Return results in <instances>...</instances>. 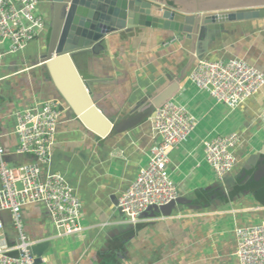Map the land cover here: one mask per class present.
I'll return each mask as SVG.
<instances>
[{
  "label": "crops",
  "instance_id": "1",
  "mask_svg": "<svg viewBox=\"0 0 264 264\" xmlns=\"http://www.w3.org/2000/svg\"><path fill=\"white\" fill-rule=\"evenodd\" d=\"M38 12H45L40 3ZM47 34L46 26L22 52L6 55L0 67V144L9 166L35 163L31 156L16 154L15 114L38 102L62 103L50 163L41 168V178L47 173L65 178L80 201L85 229L58 238L45 205L23 207L27 238L46 243L41 264H238L234 229L264 220V155H259L264 146V88L231 111L198 90L188 76L179 83L167 100L185 106L196 119L194 132L170 153L167 165L180 202L166 216H143L132 226L116 203L146 166L155 134L151 118L121 125L171 86L188 60L189 41L137 28L107 35L98 54H73L92 102L112 124L101 138L67 109L48 74L30 67ZM207 43L204 58L242 60L264 75V19L223 25ZM232 133L239 136L236 164L220 183L205 162L204 144ZM0 221L5 240L13 245L16 233L9 214H0Z\"/></svg>",
  "mask_w": 264,
  "mask_h": 264
},
{
  "label": "built area",
  "instance_id": "2",
  "mask_svg": "<svg viewBox=\"0 0 264 264\" xmlns=\"http://www.w3.org/2000/svg\"><path fill=\"white\" fill-rule=\"evenodd\" d=\"M38 4V0H0V67L6 55L22 52L46 28L48 21L38 12ZM188 78L198 90L231 111L264 88V75L238 59H199ZM61 108V101L52 99L15 114L16 154L31 156L35 163L9 166L0 144V213L9 214L16 233V242L8 244L0 221V264H36L31 248L38 242L29 240L24 232L21 211L25 206L45 205L58 238L84 232L81 204L74 189L58 173L41 178V168L50 163ZM150 118L155 144L148 162L116 203L117 211L132 226L143 221L142 215L149 208H161L179 199L167 168L169 156L196 128V119L187 108L171 100L155 108ZM238 143L239 136L232 133L204 144L205 162L220 183L235 167L234 149ZM234 238L238 264H264V220L236 227Z\"/></svg>",
  "mask_w": 264,
  "mask_h": 264
},
{
  "label": "water",
  "instance_id": "3",
  "mask_svg": "<svg viewBox=\"0 0 264 264\" xmlns=\"http://www.w3.org/2000/svg\"><path fill=\"white\" fill-rule=\"evenodd\" d=\"M39 3L45 8L48 34L42 40L37 61L30 67H39L47 73L67 109L101 138L110 132L112 124L92 102L72 61L73 54L81 51L98 54L107 35L137 28L166 31L189 41V57L179 76L164 94L121 125L126 128L150 118L154 109L177 91L194 63L206 55L207 41L223 25L264 19V0H39ZM259 155H264V146ZM179 202L178 199L161 208H149L142 217L166 216ZM44 244L31 248L36 264H41Z\"/></svg>",
  "mask_w": 264,
  "mask_h": 264
},
{
  "label": "trees",
  "instance_id": "4",
  "mask_svg": "<svg viewBox=\"0 0 264 264\" xmlns=\"http://www.w3.org/2000/svg\"><path fill=\"white\" fill-rule=\"evenodd\" d=\"M170 5H172V3H169Z\"/></svg>",
  "mask_w": 264,
  "mask_h": 264
}]
</instances>
